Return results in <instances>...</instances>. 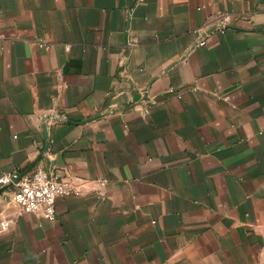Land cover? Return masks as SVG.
I'll return each mask as SVG.
<instances>
[{"label":"crops","instance_id":"0c3cea01","mask_svg":"<svg viewBox=\"0 0 264 264\" xmlns=\"http://www.w3.org/2000/svg\"><path fill=\"white\" fill-rule=\"evenodd\" d=\"M36 167L87 182L3 189L0 264H264V0H0V176Z\"/></svg>","mask_w":264,"mask_h":264},{"label":"built area","instance_id":"2783aa9c","mask_svg":"<svg viewBox=\"0 0 264 264\" xmlns=\"http://www.w3.org/2000/svg\"><path fill=\"white\" fill-rule=\"evenodd\" d=\"M143 0H135V4ZM232 21L228 14L216 13L213 21L198 29L199 39L197 45H205V38L215 31L223 32L230 28ZM224 100L229 97L225 95ZM60 115H45L43 122L53 124L55 121H62ZM49 145L50 140L47 137ZM18 172L4 173L0 176L1 187H13L11 199L21 212L33 213L43 219L55 218V200L58 196H65L79 193V187L87 181L77 177L62 176L60 171L49 172L41 167H36L29 173L19 177ZM17 179V180H16ZM100 188L105 185L104 179L94 181Z\"/></svg>","mask_w":264,"mask_h":264},{"label":"water","instance_id":"95a60500","mask_svg":"<svg viewBox=\"0 0 264 264\" xmlns=\"http://www.w3.org/2000/svg\"><path fill=\"white\" fill-rule=\"evenodd\" d=\"M229 27H230V28H233V29H237V27L234 26V25H230ZM43 139H44L43 152L39 155V157H38L33 163H31V165L28 167L27 170H30L31 168H33V167L38 163V161L42 158L43 153H44V152L47 150V148H48L47 132H46L45 128H43ZM22 175H24V173H23V174H20L19 177H21ZM16 180H17V179H16ZM5 188H7V187H3V188L0 190V193H1V192L3 191V189H5Z\"/></svg>","mask_w":264,"mask_h":264}]
</instances>
